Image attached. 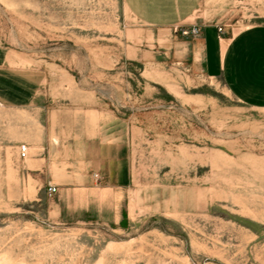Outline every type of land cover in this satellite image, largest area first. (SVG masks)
<instances>
[{"label":"rangeland","instance_id":"obj_1","mask_svg":"<svg viewBox=\"0 0 264 264\" xmlns=\"http://www.w3.org/2000/svg\"><path fill=\"white\" fill-rule=\"evenodd\" d=\"M197 6L229 34L264 25V0ZM139 28L124 0H0V264H264V110L205 77L183 33L155 49ZM47 127L101 130L90 200L49 194Z\"/></svg>","mask_w":264,"mask_h":264},{"label":"crops","instance_id":"obj_2","mask_svg":"<svg viewBox=\"0 0 264 264\" xmlns=\"http://www.w3.org/2000/svg\"><path fill=\"white\" fill-rule=\"evenodd\" d=\"M197 3L198 0H124L140 26L137 32L148 34L155 49L164 46V37L171 39L169 48H183L176 43L179 33H183L186 52L205 77L221 81L242 104L264 110V25L235 35L225 29L220 31L218 25H199L194 17ZM195 28L196 35L192 33ZM130 52L133 55L129 58L138 61H145L148 56L155 58L158 53L134 48ZM39 135L37 166L42 182L59 186L55 196L61 192L67 193L72 202L90 200L89 195L98 190L96 182L105 176L103 167L113 159L98 139L101 130L47 127L40 129ZM55 207L50 212L62 218L65 207Z\"/></svg>","mask_w":264,"mask_h":264},{"label":"built area","instance_id":"obj_3","mask_svg":"<svg viewBox=\"0 0 264 264\" xmlns=\"http://www.w3.org/2000/svg\"><path fill=\"white\" fill-rule=\"evenodd\" d=\"M220 31H222V28H220ZM187 33V32H185ZM193 34H197L198 33V29L195 28L193 31H192ZM19 156L21 159L25 160L28 158L29 156V147L28 145L26 144H22L20 147H19ZM57 193V187H53V186H50L49 187V194L50 195H54Z\"/></svg>","mask_w":264,"mask_h":264}]
</instances>
